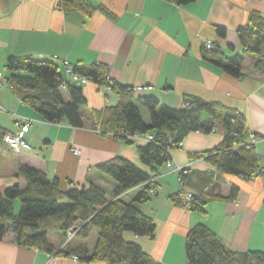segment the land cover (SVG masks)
Returning <instances> with one entry per match:
<instances>
[{"label": "crops", "instance_id": "crops-1", "mask_svg": "<svg viewBox=\"0 0 264 264\" xmlns=\"http://www.w3.org/2000/svg\"><path fill=\"white\" fill-rule=\"evenodd\" d=\"M91 1L110 13L99 9L86 16L81 11H65L62 0H0V72L4 74L0 78V128L15 130L17 120H33L26 132L29 149L11 148L0 132V193L16 182L27 185L24 177L16 176L25 164L50 178L58 177L64 189L68 181L79 185L93 182L103 186L107 198L113 199L117 182L97 165L115 157L139 163L138 144H128L90 126L96 112L119 103V94L89 81L84 85L87 124L74 127L66 120L49 122L23 101L10 84L6 68L9 57L24 55L59 64L63 60L73 65L104 63L111 77L133 87L137 96L152 94L171 108L181 107L184 95L238 108L247 120L249 142L253 136L258 138L255 145L263 168V173L251 180L221 173L197 154L217 146L224 129L218 125L212 133H188L182 146L171 152L172 159L159 168L160 179L152 199L140 205L157 221L155 239L132 232H126L125 238L140 243L163 264H188L185 238L189 228L198 223L211 228L231 251H264V62L256 68L260 55L244 53L238 30L245 28L253 11L264 17V0H197L184 5L170 0ZM218 26L226 28L225 36L219 35ZM251 36L247 30L245 38L252 41ZM206 40L219 44L218 49L227 57L243 53V75L235 78L215 63L214 55L205 48ZM176 163L189 164L188 190L206 192L217 185L216 193L229 196L231 185L236 184L237 197L210 201L205 211L182 207L172 197L181 189L173 171ZM138 192L136 187L122 198L131 201ZM42 223L45 227L54 223L48 236L59 249L65 234L59 230L58 220ZM98 233L93 227L88 237L76 236L80 240L74 239L71 246L86 244L92 250ZM0 264L106 263L74 260L72 255L49 254L20 245L9 232L0 240Z\"/></svg>", "mask_w": 264, "mask_h": 264}, {"label": "trees", "instance_id": "trees-1", "mask_svg": "<svg viewBox=\"0 0 264 264\" xmlns=\"http://www.w3.org/2000/svg\"><path fill=\"white\" fill-rule=\"evenodd\" d=\"M175 4H189L197 0H170ZM65 11H81L86 16L97 10L110 13L103 5H96L91 0H62ZM245 28H239L243 51L260 55L256 68L264 62V17L255 10L249 15ZM249 30L252 41L245 38ZM221 37L227 33L226 28L218 26ZM215 44L207 49L224 71L233 77L243 75L244 54L237 53L227 57ZM74 71L86 76L89 81L100 87L109 86L120 96L119 103L106 107L95 113V122L90 127L102 134L111 133L115 138L128 144H138L139 163L124 157H115L97 165L101 171L109 174L117 186L113 199L107 198V190L93 182L79 185L68 181L63 188L58 177L50 178L45 172L21 165L16 176L24 177L27 185L16 182L0 193V240L13 232L20 245L38 248L49 254L77 256L85 262L103 261L106 264H163L155 260L144 247L125 238L126 232L138 236L147 235L155 239L157 221L140 209L143 202L152 199L151 185L147 183L165 162L172 159L174 148L181 147L184 137L194 131L204 134L212 133L220 125L224 137L217 146L198 153L211 162L217 170L225 174L242 176L251 180L263 173L260 167L258 150L255 141L249 142L247 120L238 108L225 106L217 101H210L198 96L184 95L181 107L174 108L162 104L152 94L136 95L135 89L113 79L108 65L93 63L90 65H73ZM8 79L25 103L35 108L49 122L66 120L71 126L84 127L87 116L83 107L88 100L84 85L66 79L62 64L53 59H39L32 56H11L7 59ZM66 84V88H63ZM140 106L149 112L146 119ZM207 115L203 117V115ZM141 135L148 141H136L133 136ZM186 182L188 170L180 172ZM185 182L182 189L172 195L175 203L181 205L180 194L188 190ZM212 190L200 193L193 192L190 208L205 211V205L219 199H234L239 186L231 185L230 195L216 193ZM139 187V192L131 201L122 195ZM20 201V210L15 213L14 201ZM58 220V228L66 235L72 227H78L77 237L86 238L93 227L99 230L93 249L86 244L57 247L48 236L49 226L45 220ZM185 251L188 264H264V251L243 250L231 251L222 239L204 223H198L186 235ZM62 245V244H61ZM61 247V246H60Z\"/></svg>", "mask_w": 264, "mask_h": 264}, {"label": "built area", "instance_id": "built-area-1", "mask_svg": "<svg viewBox=\"0 0 264 264\" xmlns=\"http://www.w3.org/2000/svg\"><path fill=\"white\" fill-rule=\"evenodd\" d=\"M204 45L208 50L213 49V47L215 46V42H212L211 40H206ZM56 57H57V55L54 56V58H56ZM62 66L64 67L66 79H68L70 81H74L77 84H81V85H85L89 82V79L86 76L79 74V73L74 71L73 64H71L68 60H63ZM3 76H4L3 72H0V78H2ZM10 84L12 85L11 82H10ZM66 86H67L66 84H63V88H66ZM107 88H109V86H107ZM138 88L141 89L142 87H138ZM32 125H33L32 119L23 118V119L17 120L15 122V126H16L15 130H4V129L0 128V132H2L3 140L11 148L16 149V150H20L23 148L29 149V148H31V144H30L29 140L26 138V132L28 131V129ZM151 137H148V138L150 139ZM133 138L137 141H140V139H143V138L146 141L149 140V139H147L141 135H138V134L134 135ZM252 138L254 139L255 142L258 141V138L254 137V136ZM74 152L80 153V150L75 149ZM183 167H184L183 165L178 166L176 170L182 171ZM179 181H180V183H183L181 176H179ZM181 189H182V185H181ZM153 192L154 191H151V193H153ZM193 197L194 196H193L192 191H186V192L180 194V202L184 207H190ZM77 230H78V227H72L67 231V233L65 235V237H67V238H65V242L61 245L60 248L65 249L67 247L68 242L76 236ZM73 259L78 260V257L73 256Z\"/></svg>", "mask_w": 264, "mask_h": 264}, {"label": "rangeland", "instance_id": "rangeland-1", "mask_svg": "<svg viewBox=\"0 0 264 264\" xmlns=\"http://www.w3.org/2000/svg\"><path fill=\"white\" fill-rule=\"evenodd\" d=\"M241 51V50H240ZM140 110H142V114H143V116L145 117V118H148L149 117V112L144 108V107H142V106H140ZM144 139V138H143ZM137 141V140H136ZM146 141V140H145ZM182 146V145H181ZM183 164H180V163H176V165H175V167H174V172L178 175V180H179V176H181V174H179L180 172L182 173V171L183 172H185V171H187V169L189 168V164H185V165H183L184 167H183V169H182V171H179V170H176L177 169V167L178 166H182ZM159 179H160V175H159V173H158V175L156 174L150 181H148L147 183H150V185H151V191H154V192H156L157 191V185H158V181H159ZM182 182H185L184 180H183V177H182ZM179 183H180V181H179ZM181 206L182 207H184L182 204H181ZM185 208H190V207H185ZM14 209H15V213H18L19 212V210H20V201L19 200H16L15 202H14ZM76 237V236H75ZM75 237L72 239V240H70L69 242H68V244H67V247H69L71 244H72V242H73V240L75 239ZM65 238H67V237H65ZM65 238H64V240H63V242H62V244L65 242ZM75 240H80V238H76Z\"/></svg>", "mask_w": 264, "mask_h": 264}, {"label": "bare ground", "instance_id": "bare-ground-1", "mask_svg": "<svg viewBox=\"0 0 264 264\" xmlns=\"http://www.w3.org/2000/svg\"><path fill=\"white\" fill-rule=\"evenodd\" d=\"M206 48V47H205Z\"/></svg>", "mask_w": 264, "mask_h": 264}]
</instances>
